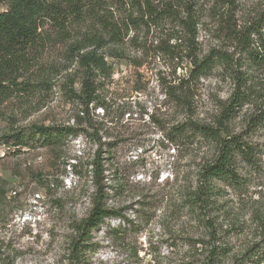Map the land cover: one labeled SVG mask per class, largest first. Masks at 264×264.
<instances>
[{
	"label": "rangeland",
	"instance_id": "374dc122",
	"mask_svg": "<svg viewBox=\"0 0 264 264\" xmlns=\"http://www.w3.org/2000/svg\"><path fill=\"white\" fill-rule=\"evenodd\" d=\"M227 1L184 0L197 24L192 49L184 30L169 26L104 49L111 76L97 95L105 112L75 98L81 71L71 48L94 30L88 14L62 30L44 27L22 85L0 107V264H251L264 246V122L250 126L264 108V68L249 64L241 36L264 42V0ZM172 36L180 45L174 51ZM189 55L225 61L191 79ZM236 93L243 104L229 113ZM190 121L221 126L222 136L239 137L253 152L251 163L235 158L237 184L209 182L205 202L193 193L207 187L202 169L218 150L176 136ZM38 126L70 127L79 136L52 147L34 138L24 148L1 138ZM97 185L121 218L105 219L81 242L78 227Z\"/></svg>",
	"mask_w": 264,
	"mask_h": 264
},
{
	"label": "trees",
	"instance_id": "16d2710c",
	"mask_svg": "<svg viewBox=\"0 0 264 264\" xmlns=\"http://www.w3.org/2000/svg\"><path fill=\"white\" fill-rule=\"evenodd\" d=\"M229 1L232 0L227 2ZM4 4L6 10L0 12V107L8 99L11 89H19L22 85L18 83L21 73L32 60L31 52L44 44L45 37L42 30L51 22L57 29L62 30L71 21L83 20L86 13L93 22L94 30L83 35L71 48L75 55L74 62L81 71L80 92L75 98L87 110L93 106L106 111L105 105L100 102L97 95L102 81L111 76V66L106 61L104 49H118L129 40L134 42L142 29L148 34L151 29H162L164 26H169L171 32L176 28L184 30L189 38L187 46L189 49H192L195 40L197 24L193 16V8H190V5L186 7L184 0H6ZM132 31L134 35L131 34ZM256 32L249 31L251 34ZM251 36L247 33L241 36L243 51L251 66L257 69L264 68V42L253 41ZM173 39L176 43L169 45L170 40ZM176 40L174 36L167 40L172 51L180 46L179 40ZM158 45L160 47L162 43L158 42ZM110 55L117 59L123 58L117 53ZM188 58L193 66L191 79L203 75L218 62L225 61L219 55L215 58L209 55L202 60L196 59L193 55H189ZM243 101V95L234 94L228 107L229 113L234 112V108L240 107ZM250 121V126L254 128L263 123L264 108L260 109ZM219 127L214 129L190 121L176 128L177 137L189 139L198 137L217 146L215 160L202 169L201 175L205 182L203 185L207 187L204 188L201 184L199 190L193 193L196 201L207 200L203 196L210 194L209 182L212 180L224 181L230 185L238 183L239 177L234 169L237 156L246 159L249 157V163L253 162L251 148H248L237 136H222V127ZM77 136H79L77 131L70 127L38 126L33 127L28 133L20 131L1 138L7 144L24 148L29 147L34 138L47 147H52L62 138ZM99 171L101 168L98 167L93 171L94 176L97 175L96 178ZM100 192L101 186L97 185L90 214L78 227L79 238L83 237L81 242L89 241L90 233L99 228L105 219L121 218L116 211L105 207L103 200L106 197L100 198ZM212 254L215 257L213 262L216 263L220 254L216 251ZM251 264H264V246L255 252Z\"/></svg>",
	"mask_w": 264,
	"mask_h": 264
}]
</instances>
